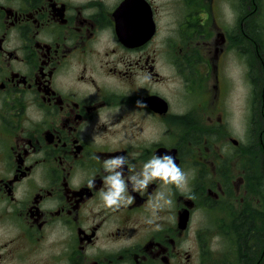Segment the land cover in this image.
I'll list each match as a JSON object with an SVG mask.
<instances>
[{
  "label": "flooded vegetation",
  "instance_id": "1",
  "mask_svg": "<svg viewBox=\"0 0 264 264\" xmlns=\"http://www.w3.org/2000/svg\"><path fill=\"white\" fill-rule=\"evenodd\" d=\"M162 1L0 0V264H211V213L220 264H264V111L243 140L220 78L242 58L241 1L231 17ZM165 154L186 188L133 191ZM114 157L132 199L115 210Z\"/></svg>",
  "mask_w": 264,
  "mask_h": 264
},
{
  "label": "rangeland",
  "instance_id": "2",
  "mask_svg": "<svg viewBox=\"0 0 264 264\" xmlns=\"http://www.w3.org/2000/svg\"><path fill=\"white\" fill-rule=\"evenodd\" d=\"M233 0H220V7L221 10L219 12V17H231L232 14V5ZM250 0L246 1V5H248ZM253 6L257 7L258 5L256 3H253ZM162 8L164 11H168V8H171L165 0L162 1ZM262 10V5H261ZM218 17V16H217ZM259 19V17H257ZM242 22V26L244 25V28L247 29L241 36L244 39V36L246 34H250L254 36V39L256 40L255 45H251L250 38L246 37L245 42L243 41L242 47V60L239 61L236 65L231 64L225 69V74H223V70L221 69L220 72V78H221V84L223 83V77L226 76L227 79V86L226 89H228L227 93L229 95V107L231 108L230 116L233 120H235L240 128V131L243 133V140H246V136L244 133H247L245 131L246 124H247V117L249 112L252 110L251 105L256 103L258 104V109L261 111H264V52L261 50V53L257 51V53L254 54L255 49L257 45L260 44V40L258 37H256V33H258L257 29L254 27L253 22L249 27H247V24ZM261 22L264 23V17H260ZM246 21H250L249 18H246ZM261 37L264 36L263 32L260 33ZM245 45V46H244ZM246 48V52L244 53V49ZM250 54L252 55V59L256 62L254 65L249 64ZM243 61V62H242ZM248 70L252 75H257L260 77L259 85L258 86H251L246 80L247 77V71ZM213 81V79H212ZM225 82V80H224ZM251 89L257 93H259L260 97L258 98L254 96V93L251 94ZM252 101V102H251ZM251 102V103H250ZM232 128V126H231ZM235 133V135H238V131L236 129H230ZM259 135V134H257ZM241 136V133H240ZM239 136V137H240ZM259 140V139H257ZM239 145V144H238ZM219 206L216 204L214 206V209H218ZM211 222H210V235H211V241H210V261L211 264H220V246L217 241V237L215 234L218 233V217L216 214H210ZM229 264H234V261L232 258L230 260H227Z\"/></svg>",
  "mask_w": 264,
  "mask_h": 264
},
{
  "label": "clouds",
  "instance_id": "3",
  "mask_svg": "<svg viewBox=\"0 0 264 264\" xmlns=\"http://www.w3.org/2000/svg\"><path fill=\"white\" fill-rule=\"evenodd\" d=\"M137 107L147 108V103L142 99L136 102ZM126 163L125 157H114L104 162V169L107 176L104 177L106 191L100 193L101 200L105 207L109 209H118L122 204H130L132 199L126 195L128 190V182L132 185L133 191H142L149 183L155 180L161 181L165 186L174 185L179 190H184L187 186V174L175 163L171 155L153 156L147 163L143 165L139 173L124 178L123 167ZM119 169V171L117 170ZM92 187V182L89 183ZM163 198V194H160ZM171 204V201H167Z\"/></svg>",
  "mask_w": 264,
  "mask_h": 264
}]
</instances>
